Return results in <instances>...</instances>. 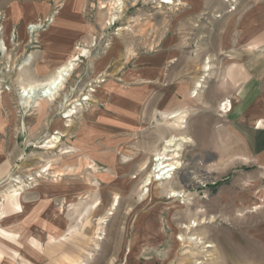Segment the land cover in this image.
Wrapping results in <instances>:
<instances>
[{
  "label": "rangeland",
  "instance_id": "obj_1",
  "mask_svg": "<svg viewBox=\"0 0 264 264\" xmlns=\"http://www.w3.org/2000/svg\"><path fill=\"white\" fill-rule=\"evenodd\" d=\"M112 1L0 0V264H264V168L210 140L227 110L211 107L227 67L210 55L211 14L122 0L110 20ZM72 56L54 100L22 106L21 87ZM169 139L178 169L155 181Z\"/></svg>",
  "mask_w": 264,
  "mask_h": 264
},
{
  "label": "crops",
  "instance_id": "obj_2",
  "mask_svg": "<svg viewBox=\"0 0 264 264\" xmlns=\"http://www.w3.org/2000/svg\"><path fill=\"white\" fill-rule=\"evenodd\" d=\"M213 1L185 0L182 6V13L188 15L183 21L190 18L197 21L201 15L211 14L210 55L215 57L216 65L220 60H226L227 64L225 69L217 68V74L223 78L215 84L211 106L218 115L219 105L225 101L221 108L227 110L224 115L213 117L210 140L217 142L218 149L226 151L225 155L251 160L264 168V0H244L233 12H226V4L217 5ZM214 13L222 16L215 17ZM168 41L165 44H171V40ZM161 56L141 62L153 68L161 59L163 63L169 59ZM210 68L209 63L203 65L205 72ZM201 82L195 83L191 98L197 96ZM175 111L173 114L179 113L185 119L184 111ZM262 221L257 235L264 251V219Z\"/></svg>",
  "mask_w": 264,
  "mask_h": 264
},
{
  "label": "bare ground",
  "instance_id": "obj_3",
  "mask_svg": "<svg viewBox=\"0 0 264 264\" xmlns=\"http://www.w3.org/2000/svg\"><path fill=\"white\" fill-rule=\"evenodd\" d=\"M233 1L235 2V0H233ZM122 9H123L122 0H113L110 3V9H109V11L111 12L110 15H112L110 17V20L117 19L118 14L122 12ZM76 60H77L76 57L72 56L63 65L56 68L54 74L52 76H50L48 79H46L45 81L39 82V83H34V84H28V85L21 87V92H19V96L21 99L22 106H28L31 103H33V104L35 103L36 106L40 104V108H42L43 103L45 101H53L55 96L58 94V92L63 87L64 82L70 76V73L73 71L74 62ZM200 87L201 86H198V88H200ZM69 116L70 115H68L67 117H69ZM174 141H175L174 139L166 140L162 151L160 153L158 152V154L155 155V157H156L155 162L162 161L159 165H156V167H159L160 169L155 170L156 174L158 172V175L156 178L157 180L155 179V181L163 180L165 178H171V176L174 174V171L176 169H178V165H179L178 162L167 163V161L172 159V157L169 156V154H168V152H172V150H169L168 148L175 146ZM51 148H53V146ZM159 172H161V175H159ZM210 178H211L210 173L199 172L196 180L202 179V180L206 181ZM212 178H214V177H212ZM192 183H193V181L191 180V184ZM180 194H181V190L178 192H173L170 196L175 197V196H179ZM171 208H176V206H172ZM200 224H202V223L200 222ZM197 225H198L197 223L191 222L189 224V226L186 227V229L187 230L192 229V227H196ZM178 241L179 242L183 241L181 236H180V238H178ZM191 241L192 242L196 241L195 243L198 245L204 244L201 238L199 239V238L195 237V238H192ZM204 248H212V246L211 245H205L203 247V249Z\"/></svg>",
  "mask_w": 264,
  "mask_h": 264
},
{
  "label": "built area",
  "instance_id": "obj_4",
  "mask_svg": "<svg viewBox=\"0 0 264 264\" xmlns=\"http://www.w3.org/2000/svg\"><path fill=\"white\" fill-rule=\"evenodd\" d=\"M232 2H234L233 0H231ZM235 3V2H234ZM163 5L167 8H170V7H178L179 4H180V0H159V3L158 5ZM230 10H234V7L231 6L230 7Z\"/></svg>",
  "mask_w": 264,
  "mask_h": 264
}]
</instances>
